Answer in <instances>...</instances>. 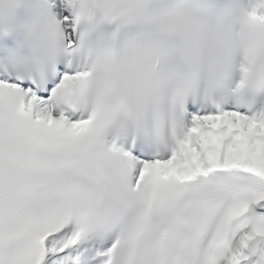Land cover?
Returning <instances> with one entry per match:
<instances>
[{"label": "snow or ice", "instance_id": "1", "mask_svg": "<svg viewBox=\"0 0 264 264\" xmlns=\"http://www.w3.org/2000/svg\"><path fill=\"white\" fill-rule=\"evenodd\" d=\"M0 264H264V0H0Z\"/></svg>", "mask_w": 264, "mask_h": 264}]
</instances>
